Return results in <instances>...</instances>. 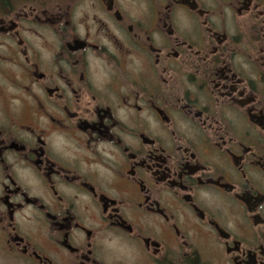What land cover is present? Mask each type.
I'll use <instances>...</instances> for the list:
<instances>
[{
    "label": "clouds",
    "instance_id": "clouds-1",
    "mask_svg": "<svg viewBox=\"0 0 264 264\" xmlns=\"http://www.w3.org/2000/svg\"><path fill=\"white\" fill-rule=\"evenodd\" d=\"M0 264H264V0H0Z\"/></svg>",
    "mask_w": 264,
    "mask_h": 264
}]
</instances>
